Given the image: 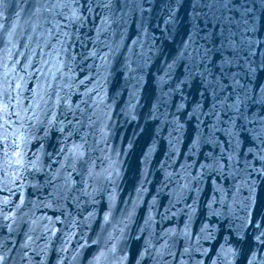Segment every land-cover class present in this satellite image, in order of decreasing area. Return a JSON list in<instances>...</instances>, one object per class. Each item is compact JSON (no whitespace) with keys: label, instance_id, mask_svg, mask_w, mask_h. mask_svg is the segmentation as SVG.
I'll list each match as a JSON object with an SVG mask.
<instances>
[{"label":"clouds","instance_id":"9594fccd","mask_svg":"<svg viewBox=\"0 0 264 264\" xmlns=\"http://www.w3.org/2000/svg\"><path fill=\"white\" fill-rule=\"evenodd\" d=\"M146 11L142 0H123L119 8L115 0H0V222L6 223L9 233L0 236V264H45L57 233H61V243L56 264H264V121L259 122V130L254 126L247 129L254 134L256 143L248 149L251 159L245 157L242 167L237 166V140L227 154V172L214 155L210 157L213 166H203L196 176L187 163L179 173L165 170L166 181L174 182L181 194L191 191L194 184H202L205 175L232 177L231 186L215 184L209 201L210 219L195 236L186 224L181 232L168 229L163 234L150 233L141 244L140 235L145 229H140L139 235L133 234L132 214L116 222L110 210L92 241L95 248L86 255L85 249L91 247L86 239L84 243L77 241L76 248L71 247L82 223L71 213L63 220L59 216H35V209L51 208L66 198L73 199L79 207L85 197L93 202L103 192H110V199L115 197L124 179V158L133 152L135 143L130 138L124 147L121 136L123 151L114 146L118 120H138V109L142 107L136 92L122 100L115 57L123 43L122 30L129 27L137 12L138 27L144 30ZM96 16L101 17L99 27L95 26ZM89 18L95 27L94 36L90 35ZM262 19L264 0H246L238 5L233 0H193L192 34L182 48L177 47L178 56L165 63L164 75L172 73L178 60L183 61L186 76L181 84L199 76L207 90L213 91L222 85L200 74L209 71L208 61L214 53L229 48L233 49V60L243 55L245 64L264 67V49L257 51L264 42L247 39L249 33L255 35ZM201 20L205 36L200 35ZM176 23L173 11L165 25ZM209 24L222 25L218 36L208 29ZM165 38L167 32L161 37ZM138 44L135 41L128 48L125 59L129 72L133 64L140 66L145 55L142 47L137 51ZM30 83L32 88L28 87ZM254 91L245 88V96ZM74 97H79L77 102H73ZM260 101L264 104V86ZM183 108L181 103L178 109ZM210 112L216 118V129H246L245 124L235 123L237 119L245 120V113L232 111L228 104L214 105ZM221 112L227 114L230 123L221 117ZM190 114L201 122L206 115L200 107ZM174 123L178 130L183 128L178 120L174 119ZM214 132L215 129L210 131V140ZM171 146L175 151V145ZM153 149L154 145L149 152ZM53 162L59 167H54ZM144 163L147 165V157ZM73 173L80 175L84 183L79 195L74 194ZM53 184L58 199H28V189L39 193ZM17 194L19 201L15 200ZM138 202L134 201L133 207ZM57 223L64 228H57ZM24 224L28 231L17 246L14 237ZM42 238L46 240L43 245L39 243ZM181 239L183 247L177 259Z\"/></svg>","mask_w":264,"mask_h":264},{"label":"water","instance_id":"95a60500","mask_svg":"<svg viewBox=\"0 0 264 264\" xmlns=\"http://www.w3.org/2000/svg\"><path fill=\"white\" fill-rule=\"evenodd\" d=\"M115 2L117 8L122 7L123 0H115ZM244 2L246 0H233L235 5ZM142 6L148 10L144 13V30L138 27L137 21L140 20V13L137 12L135 18L130 21L129 27L122 30L124 31L123 43L115 57V63L119 69L117 72L119 91L123 93L122 100H127L129 93L136 92L142 106L138 109V120L131 121V123L124 121L123 117L118 120V133L113 141L114 146L121 147V136L124 147L130 138H134L135 143L133 152L124 158V179L120 182L115 197L110 199V192H103L97 194L95 202L85 197L79 207L73 199L66 198L51 208L40 207L34 210L37 218L59 216L63 220L68 213H71L73 217L81 221L78 234L71 247L76 248L77 241L84 243L86 239L91 246L85 249L86 255L95 248L92 241L100 233L103 217L110 210L113 220L116 222L127 216L128 213L132 214L133 234L139 235L140 229H145L143 235H140L141 244L150 233L163 234L168 229L181 232L186 224L190 225L193 236L197 235L202 224L207 223L210 219L209 201L213 198L215 184L231 186L232 177L223 179L219 175L208 174L204 176L202 184H194L191 191L181 194L176 190L177 185L174 182L166 181L165 170L179 173L181 166L187 163L192 165L191 173L196 176L202 171V165L213 163L210 157L214 155L224 165L227 172L230 163L227 154L230 151V145L235 144L237 140L239 141L236 153L239 162L237 166L242 167L245 157L251 159L248 149L255 146L256 143L254 134L247 129L254 126L259 130L262 127L259 122L264 121V104L260 101L261 86H264V67L245 64L243 55L233 60V49L231 48L224 52L214 53L210 58L211 63L208 65L209 71L220 77L218 65L221 60L233 61L227 68V72L231 74L223 78L224 90L222 92L218 90L219 99L212 94V91L207 90L206 84L201 81L199 76L191 80L190 83L181 84L186 76V64L183 61L178 60L172 73L168 76L164 75L163 66L165 63H171L178 56L177 47L182 48L192 34L193 0H142ZM173 11L177 23L165 25V20ZM231 14L227 13V15ZM236 18L239 19L238 14ZM89 19V27L92 28L90 35L94 36L95 27L91 23V18ZM100 21L101 17L96 16V27L100 26ZM198 23L202 29L200 35L205 36L207 33L203 30L205 28L204 21L201 20ZM207 27L218 36L222 25L209 24ZM233 31H236L235 27H233ZM166 32L167 38L161 39ZM247 39L264 42V19L259 22L255 35L249 33ZM135 41H139L136 46L137 51L142 47L145 55L140 61V66L133 64V71L129 72L125 58L128 48L133 46ZM23 45L24 42L21 41V51H23ZM237 46H240L239 38ZM216 47H219V40L216 41ZM259 49H264V43L259 44L258 53ZM77 50H80L79 46H77ZM256 59H259V55ZM33 86L31 83L28 85L29 88ZM245 88L255 91L246 97ZM237 98L240 101L237 106L240 111L245 113L246 119H237L235 123L237 125L245 124L246 129L240 131L238 127L231 128L228 133L216 130L210 140L209 134L216 121L210 110L214 105L225 104V101L228 105L236 104ZM78 99L79 97H74L73 102H77ZM181 103L184 104V108L178 109ZM198 105L206 113L201 118L202 122L198 121L195 116L189 118V113ZM154 106L155 114H153ZM117 110H119V105ZM113 115L115 117V114ZM220 115L228 122L226 113L221 112ZM174 118L183 125L182 129H177ZM226 126L227 124L221 128ZM198 140L194 149V142ZM213 140L218 141V144ZM173 144L175 151L172 150L171 145ZM153 145L154 149L149 152ZM121 151H123L122 147ZM222 154L223 159H220ZM145 157L148 159L147 165L144 163ZM53 163L54 167H59V164ZM170 164L171 168L168 167ZM97 170L99 171V169ZM72 179L76 185L74 194L79 195V190L84 187L82 177L73 173ZM55 187L53 184L52 187H45L39 193L28 189V199L32 201L58 199V195L54 194ZM19 199L20 195L17 194L15 200L19 201ZM137 199L139 202L133 207V202ZM154 200L155 205L153 206ZM56 227L63 229L64 225L57 223ZM27 231L28 225H22L14 237L17 246L23 243L24 233ZM8 235L6 223L0 222V236ZM45 242L46 240L43 238L39 240L41 245ZM60 243L61 233H57L55 243L52 244L45 259V264H56L59 258L57 249ZM182 247L183 240L181 239L177 250V259H179V251L182 250ZM40 259L42 258L37 257V260Z\"/></svg>","mask_w":264,"mask_h":264},{"label":"snow or ice","instance_id":"6c2138e0","mask_svg":"<svg viewBox=\"0 0 264 264\" xmlns=\"http://www.w3.org/2000/svg\"><path fill=\"white\" fill-rule=\"evenodd\" d=\"M211 61H208V64H210ZM231 60H227V59H222L220 64L218 65V69H219V72H220V77H217L213 72L211 71H208L207 73H201L200 75L203 76V78L207 81H214L216 82L218 85H222V87H218L217 89L213 90L212 91V94L214 96H218L219 95V92H222L224 90V85H223V78L226 77V75H230L231 73L230 72H227V68L231 65ZM206 88H207V84H206ZM219 90V92H218ZM240 103L239 101V98H237V102H236V105H238ZM225 104L226 101H225ZM197 107H200L199 105ZM229 108L232 110V111H239V108L238 107H233L232 105H229ZM189 116L190 118H192L193 116L189 113ZM175 119V118H174ZM212 129H215L216 130H219V131H224L226 133L229 132L228 129H216V126L213 124L212 125ZM211 129V130H212ZM213 142L217 143L218 144V141H215L213 140ZM230 143V142H229ZM197 146V142H194V145H193V148L195 149V147ZM211 156V154H209ZM220 159H223V154L221 155ZM214 163V162H213ZM213 163L212 164H208L206 166H208L209 168H211L213 166ZM205 166V165H202V167Z\"/></svg>","mask_w":264,"mask_h":264}]
</instances>
